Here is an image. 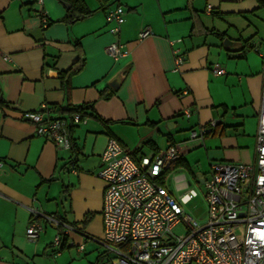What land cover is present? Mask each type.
I'll return each instance as SVG.
<instances>
[{"label":"crops","instance_id":"crops-1","mask_svg":"<svg viewBox=\"0 0 264 264\" xmlns=\"http://www.w3.org/2000/svg\"><path fill=\"white\" fill-rule=\"evenodd\" d=\"M83 1L93 14L66 25L67 8L57 0H0V264L102 263L95 240L103 237L105 185L97 172L109 138L136 162L175 147L181 165L174 162L162 183L175 171L174 182L190 185L189 174L203 185L216 164L254 161L264 0ZM117 5L125 16L114 36L105 16ZM146 27L152 35L137 41ZM112 42L128 55L110 58ZM215 66L223 74L214 75ZM85 105L86 123L72 127L68 150L37 136L22 117L46 106L49 118H69L64 111ZM211 121L217 124L202 140L189 139ZM181 185L174 186L177 199ZM31 208L94 240L71 234L53 257L51 226L41 220L38 240L26 238Z\"/></svg>","mask_w":264,"mask_h":264},{"label":"built area","instance_id":"built-area-1","mask_svg":"<svg viewBox=\"0 0 264 264\" xmlns=\"http://www.w3.org/2000/svg\"><path fill=\"white\" fill-rule=\"evenodd\" d=\"M124 16L120 5L107 12L105 21L111 25V35L119 34ZM151 35L146 27L138 33L137 41ZM105 52L114 61L128 55L125 45L119 42L107 45ZM259 56L262 88L254 161L250 165L219 163L212 167L203 184L207 204L204 225L183 212L182 204L196 197L193 190L187 189L184 178L176 180L184 191L179 199L160 182L178 160L175 147L136 162L116 139H108L97 172L105 185L103 237L95 240L103 250L101 264H264V52ZM182 61V57H176L175 63ZM213 73L221 75L223 70L215 66ZM49 114V108L43 106L42 112H25L22 117L35 126L37 136L48 139L58 149H70L69 128L85 124L86 117L78 112L69 118H49ZM185 116L189 117L190 112L186 111ZM216 124L211 121L207 127L191 131L189 139L202 140ZM29 211L32 222L26 229V238L38 240L45 228L41 220L51 226L56 232L53 257L59 255L63 241L71 234L94 240L62 218L35 208ZM180 223L185 226V234L175 236L172 230ZM77 250L81 252L83 245Z\"/></svg>","mask_w":264,"mask_h":264},{"label":"rangeland","instance_id":"rangeland-1","mask_svg":"<svg viewBox=\"0 0 264 264\" xmlns=\"http://www.w3.org/2000/svg\"><path fill=\"white\" fill-rule=\"evenodd\" d=\"M177 175H178L177 172L169 171L166 175L165 181L162 183V186H164L171 195H175L174 186H176V184H179L177 181L174 182V177ZM187 177L190 183L187 189H192L196 193V197L191 199L186 204H182V209L184 214L189 215L200 226H202L206 223V218H207V204L204 197V187L202 184L197 182L195 177L193 178L189 174ZM172 233L175 236L184 235L185 234L184 224L183 223L178 224L176 227L173 228Z\"/></svg>","mask_w":264,"mask_h":264},{"label":"trees","instance_id":"trees-1","mask_svg":"<svg viewBox=\"0 0 264 264\" xmlns=\"http://www.w3.org/2000/svg\"><path fill=\"white\" fill-rule=\"evenodd\" d=\"M57 1L61 3L62 5L68 4L70 6L68 9H66V15L61 20V22L65 23L66 25L74 24L93 14V12L89 10V8L86 6L83 0H57ZM42 18H44V16ZM80 67H81V64L79 62L78 65L77 64L74 65L64 74H62V78H66V79L69 78L72 74H75L79 70ZM88 108L89 106L87 105L80 106L77 108H70L64 111V113H67L70 115L73 112H78L84 116V111ZM71 130H72V127L69 128V134L71 133ZM174 164L181 165V162L177 160ZM160 182L162 183L161 178H160Z\"/></svg>","mask_w":264,"mask_h":264},{"label":"water","instance_id":"water-1","mask_svg":"<svg viewBox=\"0 0 264 264\" xmlns=\"http://www.w3.org/2000/svg\"><path fill=\"white\" fill-rule=\"evenodd\" d=\"M64 7H66L67 9L70 7L68 4H64ZM119 78H120V73H118L110 82V86L112 88H116V86L118 85L119 82ZM201 183H203L202 180H199Z\"/></svg>","mask_w":264,"mask_h":264}]
</instances>
